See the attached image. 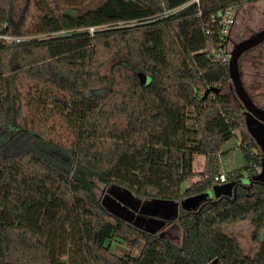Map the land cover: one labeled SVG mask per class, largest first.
<instances>
[{"label": "trees", "instance_id": "1", "mask_svg": "<svg viewBox=\"0 0 264 264\" xmlns=\"http://www.w3.org/2000/svg\"><path fill=\"white\" fill-rule=\"evenodd\" d=\"M254 1L0 0V32L31 37L0 44V264H264L262 155L214 21ZM222 172L232 195L182 207ZM101 185L177 202L178 236L113 212ZM243 221L254 254L224 231Z\"/></svg>", "mask_w": 264, "mask_h": 264}, {"label": "rangeland", "instance_id": "2", "mask_svg": "<svg viewBox=\"0 0 264 264\" xmlns=\"http://www.w3.org/2000/svg\"><path fill=\"white\" fill-rule=\"evenodd\" d=\"M97 1V0H96ZM95 4L91 3V7H95ZM61 9L72 8L65 3L60 4ZM71 10V9H69ZM35 19L40 16V10L34 11ZM125 24H118L116 26H124ZM109 28V26H107ZM102 27V28H107ZM264 28V0H257L254 2H247L243 6L238 8L237 22L232 31L231 40L228 50L231 51L235 43L250 36L252 33ZM242 79L245 87L254 97L259 107L264 109V51L261 45L251 49L248 54L243 55L239 61ZM231 92L237 98L233 87ZM239 105L241 101L237 98ZM240 142V136L234 140L235 146H238ZM237 143V144H236ZM234 148V146H233ZM230 153L231 149H229ZM228 151V152H229ZM234 158H226L225 162L229 166L232 162H237V154H233ZM205 163V155L196 153L193 157V167L195 172H200L203 169ZM223 166L225 164L223 162ZM199 179L198 175L193 176L190 180L184 182L183 188L185 189L190 184L196 182ZM216 186V185H215ZM214 186V187H215ZM103 186L97 190L99 195H102L104 203L113 212L127 218L130 221H136L140 226L156 232H166L170 237H177L178 231L173 227L172 220L177 216L178 206L175 202L152 199L147 200L133 195L127 189L118 186L111 185L107 188V193L102 191ZM213 189H208L206 192L201 193L202 199H208L213 197ZM254 226L249 221H243L232 225H225L224 231L229 235L236 237L241 243L242 247L248 254H254L259 247L258 242L253 237ZM113 250L119 254H124L129 251L126 245H115ZM139 253V249L135 251V254ZM211 264H219L214 262Z\"/></svg>", "mask_w": 264, "mask_h": 264}, {"label": "water", "instance_id": "3", "mask_svg": "<svg viewBox=\"0 0 264 264\" xmlns=\"http://www.w3.org/2000/svg\"><path fill=\"white\" fill-rule=\"evenodd\" d=\"M262 44H264V28L235 43L230 52L228 68L234 92L237 98L242 102L243 107L246 108L247 117L245 123L247 130L263 153V157L261 158V169L254 175L253 180L264 182V109L257 106L246 89L239 64L242 55ZM211 90L218 92L220 89L212 88ZM209 91L210 89L205 91V97L208 95ZM234 190H236L234 182L217 184L213 187L212 195L213 197H219L221 195L230 196ZM202 198L203 196L200 194L191 196L185 198L181 202V205L185 209L196 208L200 204ZM161 235L165 236L166 232H161Z\"/></svg>", "mask_w": 264, "mask_h": 264}, {"label": "built area", "instance_id": "4", "mask_svg": "<svg viewBox=\"0 0 264 264\" xmlns=\"http://www.w3.org/2000/svg\"><path fill=\"white\" fill-rule=\"evenodd\" d=\"M192 1L199 2V0H192ZM237 13H238V8L236 6H229L225 10L220 11L216 17L214 16V21L219 24V32L222 37L231 38L233 28L235 26V23L237 22ZM101 28L102 27L91 26V27L86 28V30L91 35H93L97 29H101ZM30 38L31 37H23V36H17V35H12L9 33L0 32V44L19 43V42L28 40ZM230 44L227 46V49H226L227 60H229V56L231 52L228 50ZM214 181L216 182V184H225L228 182L227 175L223 172L220 174H217L214 177Z\"/></svg>", "mask_w": 264, "mask_h": 264}, {"label": "flooded vegetation", "instance_id": "5", "mask_svg": "<svg viewBox=\"0 0 264 264\" xmlns=\"http://www.w3.org/2000/svg\"><path fill=\"white\" fill-rule=\"evenodd\" d=\"M251 50H249V51H247L244 55H246V54H248V52H250ZM243 56V55H242ZM251 97H252V95H251ZM252 98H254V97H252ZM254 100V99H253ZM256 104H257V102H256V100L254 101ZM257 106H259L258 104H257ZM241 107H242V110H243V112H244V119H246V117H247V113H246V108H244L243 107V104H242V102H241ZM261 107V106H260ZM260 151H261V149H260ZM261 158L263 157V153H262V151H261ZM260 169H261V167H260ZM255 181H257V180H255ZM259 182H261V181H259Z\"/></svg>", "mask_w": 264, "mask_h": 264}, {"label": "crops", "instance_id": "6", "mask_svg": "<svg viewBox=\"0 0 264 264\" xmlns=\"http://www.w3.org/2000/svg\"><path fill=\"white\" fill-rule=\"evenodd\" d=\"M175 204H177V206H178V203L177 202H175ZM133 222H135V223H137L136 221H133ZM138 224V223H137ZM139 225V224H138Z\"/></svg>", "mask_w": 264, "mask_h": 264}]
</instances>
